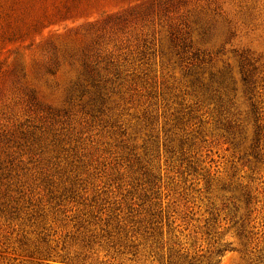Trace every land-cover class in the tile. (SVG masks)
<instances>
[{"label":"rangeland","instance_id":"374dc122","mask_svg":"<svg viewBox=\"0 0 264 264\" xmlns=\"http://www.w3.org/2000/svg\"><path fill=\"white\" fill-rule=\"evenodd\" d=\"M0 264H264V0H0Z\"/></svg>","mask_w":264,"mask_h":264}]
</instances>
